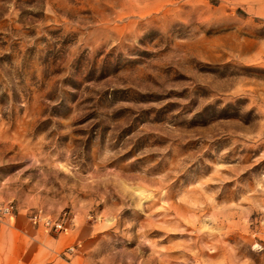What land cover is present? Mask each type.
I'll return each instance as SVG.
<instances>
[{
  "label": "rangeland",
  "instance_id": "1",
  "mask_svg": "<svg viewBox=\"0 0 264 264\" xmlns=\"http://www.w3.org/2000/svg\"><path fill=\"white\" fill-rule=\"evenodd\" d=\"M0 264H264V0H0Z\"/></svg>",
  "mask_w": 264,
  "mask_h": 264
},
{
  "label": "built area",
  "instance_id": "2",
  "mask_svg": "<svg viewBox=\"0 0 264 264\" xmlns=\"http://www.w3.org/2000/svg\"><path fill=\"white\" fill-rule=\"evenodd\" d=\"M36 216H37V214H34V218H36ZM50 219L49 218H46L45 219V223L46 224H50ZM53 224H54V226L56 227V228H62L63 226H62V222H52Z\"/></svg>",
  "mask_w": 264,
  "mask_h": 264
}]
</instances>
